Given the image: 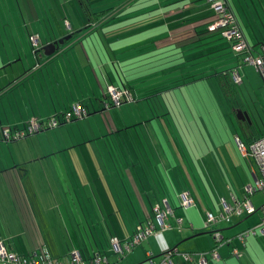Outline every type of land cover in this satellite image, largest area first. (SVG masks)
Segmentation results:
<instances>
[{"label":"crops","instance_id":"1","mask_svg":"<svg viewBox=\"0 0 264 264\" xmlns=\"http://www.w3.org/2000/svg\"><path fill=\"white\" fill-rule=\"evenodd\" d=\"M226 2L252 53H260L264 45V0ZM213 20L205 0H151L128 9L119 24L108 23L104 34L99 32V27L94 29L100 33L96 32L97 36L111 43L110 47L119 38L120 53H86L88 50L83 45L86 37L79 36L63 43L48 57L43 51H14L5 53L6 59L5 54L0 53V126L17 130L32 119L47 122L51 117L62 116L72 105L89 111L82 121L61 123L16 143L14 149L22 152L27 146L24 150L28 155H35L31 160L1 161L8 152L12 153L10 148L5 151L0 143V244L4 248L23 256L43 252L65 263L71 252L78 251L83 259L102 253L108 264H140L148 258L155 264L156 255L176 248L182 240L204 234L206 237L194 241L202 242L210 251L213 244L209 242H213V238L209 233L217 230L223 239L233 240L231 245L217 247L219 257L210 264H264V258L247 257L248 249L255 253L254 242L240 244L235 239L241 246L234 242L235 235L244 228L233 235L225 232L250 214L246 217V213L231 215L229 221L219 220L218 226L210 227L208 232L204 227L208 226L206 212L220 214L223 203L234 205L241 201L243 190L239 197L231 193L233 203L222 198L221 209L209 196L197 169L200 163L216 164L217 161L209 158L207 142L193 141L196 129L192 123L204 121L207 116L206 111H202L204 106L199 104L206 99L217 104L220 96L229 100L235 94L236 84L246 91L264 92L257 70L245 66L232 53L229 43L211 29ZM24 25L15 33L23 35L30 43L27 32L37 34L32 24ZM63 25L64 34L53 39L45 37L44 46L72 34H66L64 31L70 27ZM73 42H79L81 49L76 47L75 51H70ZM257 45L259 48H255ZM68 50L70 53H64ZM234 69L240 77L239 83L232 81L230 72ZM221 72H227L223 83L232 88L233 95L224 93L222 78L216 75ZM11 77L13 84L9 82ZM106 85L133 88L136 101L127 104L130 110L120 107V115L111 110L113 107L110 110L103 107ZM156 86L163 91L152 93L151 89ZM171 89L172 114L168 112L158 118L161 115H151L138 103L152 96L168 99ZM176 89L178 91L173 92ZM184 91L185 94L195 91V98L183 97ZM9 92L13 94L14 103L11 97L1 100ZM176 92L180 94L174 96ZM190 105L200 108L191 109ZM8 107L11 117L2 114ZM132 107L138 109L137 117L130 115ZM232 112L246 113L248 120L237 116L236 119L250 124L248 110ZM229 119L232 121L231 116ZM199 135L202 136L201 131ZM261 135L264 132L242 139L233 134V141L238 136L249 143ZM51 158H55L54 161ZM182 193H187L194 202L191 207L182 208L185 211L178 209ZM196 200L204 202L201 211L194 208ZM162 201L167 202L171 214L165 220L168 227L159 230L153 218V207ZM147 222L158 229L155 236H149L142 243L144 246L126 253L125 259L117 261L110 256V241L116 239L123 243L137 226ZM259 245L262 247L264 243ZM232 247L241 250L243 256H232ZM187 249L184 253L194 251L192 246ZM173 263L190 264L178 258H174Z\"/></svg>","mask_w":264,"mask_h":264},{"label":"rangeland","instance_id":"2","mask_svg":"<svg viewBox=\"0 0 264 264\" xmlns=\"http://www.w3.org/2000/svg\"><path fill=\"white\" fill-rule=\"evenodd\" d=\"M32 2L34 3L35 6V12L36 13L40 12V16L37 14L36 16H34L35 13H33L32 11V6H33ZM46 3L48 5L52 4V2L48 0L47 2L46 0H17V1L0 0V53H2L3 55L5 53H14V51H17L18 53H33L32 47L28 42V40H26L23 35L18 34L17 36V34L15 33L16 31L18 32L19 26L21 28L22 26L25 27L24 25L25 23L32 24L33 29L36 32L39 39V44H40L39 47L44 43L45 37L49 39L52 36L51 38H53L54 36L53 34H55L57 31L60 32L61 29L64 28L61 24V21H57L58 19H56L54 16L55 14L58 13L57 10L53 11L52 17L49 18V15H47L48 11L46 9L47 7ZM43 10L45 11V13L47 11L45 18L42 17L44 16ZM70 21L73 23V20ZM82 21H83L82 23H85V20L83 18ZM64 24L65 26H68L67 22H64ZM26 28L29 29L28 26ZM99 32H102V30ZM14 37L16 38V41L14 40ZM83 42H84L83 45H86L87 50L88 48H91V50L86 51V53H99L97 52V50H94L95 48H97V45L99 43L97 42L94 43L91 35H90V39L86 38L83 40ZM71 45H70L71 46L70 51L72 50L75 51L76 47L77 50L81 49L79 42H73ZM255 48H259V46L257 45L255 46ZM70 51L68 50L65 51L64 53H70ZM4 58L6 59V54ZM245 66H251V65L246 64ZM256 73L260 78L261 87L264 88V82H262V79L257 71ZM11 79L12 80L9 81L10 83H12L14 78L11 77ZM235 88H236L235 94L234 96L230 97L229 100L228 98H226L225 100L224 98H222V96H220L218 98L219 103L217 104L207 99L203 101L202 104L200 103L199 106L202 105L204 106V109H202V111L203 112L206 111L207 116L204 118V121L192 123L193 124L192 127L196 129V131L193 132L196 135V138L193 139V141H202V142L205 141V143L207 142L208 144L206 145L208 148L206 147V150H209L211 152L208 155L209 158L211 159V157H214L215 160L217 161L216 164L210 162L208 164L200 163L199 164L200 169H197V171L200 177L202 178V181L204 182V185L208 191L209 196L212 198L214 205H216V207L219 206V209H221L222 198H224L228 203L229 202L233 203L231 193H233L236 197H239V194H241V190H243L245 184H249L253 182L251 169H253L256 175L259 176V170L255 160L254 159H250V161L244 160L235 150L236 147L233 141V134H238L240 138L244 139L246 135L252 136L264 132V92H262L261 90L257 91L252 89L246 91L239 84H236ZM175 91H178V89L174 90L173 92ZM177 94L179 95L180 92H176L173 95L178 96ZM182 94L184 95L183 97L186 98H195V91H191V93L190 91H188L186 94L184 91ZM9 97L13 99V94L11 92L5 94L1 98V100L5 101V99H10ZM156 97L158 98V100H156ZM168 97L169 100L166 98H162L160 96H152L148 100L146 101L141 100L138 103H140V105L143 107V110H146L151 115L154 114L161 115L168 112H171L172 114V89L169 91ZM207 98L209 99L211 97H207ZM135 101L122 103L121 106L120 105L111 106L109 110L113 107L111 110L121 115L122 113L120 112L121 109L120 107H122V109L126 107L130 110L129 108L130 106L127 104L135 103ZM13 103H14V99H13ZM205 103H206V107H205ZM199 106L190 105L189 108L191 109L195 107L200 108ZM234 109L248 110L250 113V124L240 123L238 119H236L237 114H233L232 112ZM138 112H139L138 109L132 107V112L130 113V115L136 116ZM9 113H11L9 107L7 111L4 112L2 111V114H4V116L6 117H11V115H8ZM97 115H100V113H97ZM162 116L163 115L158 116V118H162ZM229 116H231L232 121H230ZM83 119H79V121H82ZM158 120L161 123L160 126L163 127L162 121L160 119ZM225 120L228 121V123ZM134 123H138V122L135 121ZM121 126L122 125L119 124L118 128H121ZM1 128L15 129L7 125H1L0 129ZM246 130H248V133L246 132ZM200 131L202 133L203 138L202 136L199 135ZM36 134L38 133L26 137H30ZM26 137L15 141L0 140V143H2L1 145H4L5 151L7 148H10V151L12 153V155H10L8 152V156L5 155L3 159H1V161H7V162L10 161V163H12L13 160L14 162L20 163L21 161H28L34 158L35 155L34 156L28 155L27 151H25L26 150L25 148L27 146L22 149V152L17 150V148L14 149L16 143L18 142L22 143V141L25 140ZM215 145H217L216 148ZM57 156L59 157V154H57ZM54 159L51 158L52 161H54ZM57 160H59V158H57ZM44 161H46V159H44ZM206 165H208L209 168H206L205 167ZM196 166L198 165L196 164ZM249 200L252 203L253 207L255 208V212H253L249 216L246 214L245 217L246 216L248 217H246L243 221H241V223H239L237 226H234L225 232H231L230 235H233L236 231H239L243 228L244 229L253 228L259 222V219L262 214L260 208L264 206V192L262 191L255 192L254 194L249 196ZM196 203L197 206H195L194 208L196 210L201 211L204 202H202L201 204V202L196 200ZM38 204L45 205V203H38ZM178 209L181 211H185L181 207H179ZM220 225H223V223H220ZM212 226L217 227L218 225L209 224L208 226H204L205 228H207L205 229V231L208 232L210 227ZM206 235L207 234H204L203 236H199V237L190 238L188 240H182L181 243H179L176 246V249L178 250L179 253H184L185 250H188L187 247L192 246L194 249L192 253H202V251H204L206 253V258L210 261L211 253L207 251L208 247L201 245L202 242L200 244L199 243L197 244L194 241L197 238L206 237ZM146 240L147 239L143 240L140 244L136 245L134 249L142 246L143 245L142 243L146 242ZM202 241L204 242L205 239H202ZM245 241L254 242L256 245L255 253L252 250L248 249V251H250V255H248L247 257L249 258L251 257L255 259H259V257L264 258V246L260 247L259 245V243H264V235H260L259 233L256 235H249L245 238ZM234 242H236V245L241 246L238 244L235 238H234ZM209 244H213V242H209ZM219 247H221V245ZM108 249H109L108 253L110 254V256L114 257L117 261H120L122 258L123 259L126 258V253L122 257H119L117 254L112 252L110 246L108 247ZM109 254L107 255L109 256ZM161 259H162V255L161 256L156 255L153 261L155 262V264H158L161 261ZM150 261L152 262L151 258H148V261H143L140 264H151Z\"/></svg>","mask_w":264,"mask_h":264},{"label":"built area","instance_id":"3","mask_svg":"<svg viewBox=\"0 0 264 264\" xmlns=\"http://www.w3.org/2000/svg\"><path fill=\"white\" fill-rule=\"evenodd\" d=\"M206 2L214 17L211 29L219 31L220 36L229 43L232 53L240 58L241 63L253 66L259 73L262 82H264V45H261V52L254 55L252 53V48L247 44L226 0H206ZM29 39L31 45L36 48L38 37L32 35ZM231 78L234 83L240 82V77L235 69L231 70ZM108 95L109 100L114 106L121 105L123 101L129 102L134 100L132 95L127 91L119 90L111 86L108 87ZM87 115V110L85 108L80 105H72L69 111L63 113L62 116L51 117L47 122L32 119L28 121L27 125L22 129L1 128L0 140H19L46 129L55 128L61 123L85 118ZM234 142L241 157L247 160H255L258 166L259 176L256 175L253 170L251 171L253 182L244 186L241 201L235 202L234 205L223 203V211L218 215L206 212V225L216 224L219 220L229 221L231 215L240 216L243 213L252 214L255 212V209L249 200V196L257 191L264 192V135H261L249 143H244L238 136H235ZM192 205H194V202L191 196L187 193H182L180 195V207L186 209ZM260 210L262 214L259 222L253 228H247L235 235V239L239 241L240 244H244L245 238L249 235H256L258 233L264 235V206H262ZM153 213L158 224V229L163 230L167 228L168 225L165 223V220L169 214H171V209L167 202L162 201L161 203L156 204L153 207ZM158 229H156L151 222H147L145 225H139L135 228L131 237L123 243L116 239L112 240V250L119 257H122L125 253H129L136 245L140 244L149 236H155L158 233ZM213 238L219 246L222 244L231 245L233 240L231 238L223 239L218 231L213 233ZM217 247L210 252V258L213 260H216L219 257L217 254ZM176 253V248L164 251L162 253V259L158 264H173L172 259ZM231 255L240 258L242 256V251L237 247H232ZM181 256L187 262L192 261L195 257L197 264H208V259L206 258L205 253H184L181 254ZM90 263L107 264V259L95 255ZM0 264H86V261L78 251L71 252L68 262L65 263L60 260H55L43 252H33L29 256L18 255L8 251L0 244ZM151 264L154 263L151 262Z\"/></svg>","mask_w":264,"mask_h":264},{"label":"trees","instance_id":"4","mask_svg":"<svg viewBox=\"0 0 264 264\" xmlns=\"http://www.w3.org/2000/svg\"><path fill=\"white\" fill-rule=\"evenodd\" d=\"M48 1H51L52 4H54V5H52V4L48 5L46 3L47 4L46 9L48 11L47 15H49V18L52 17V15H53L52 12L57 10L58 13L54 15L55 18L58 19L57 21H61V24H62L63 27H64V25H63L64 21L66 20L68 22V25H69L70 28H69V30H65L64 32L66 34L67 33H69V34L72 33V34H71V37L68 40L64 41V44H67V43L71 42L75 37H78V36L81 37V38L86 37V38L90 39V35H91L92 38L95 39V37L97 36L96 32H98V31L94 32V29L96 27H99L100 30H102V34H104V32H105L104 29L106 28V25L108 23L110 25V22L113 21V22H115L114 23L115 25L119 24L120 23V17L123 14H125L128 9H130L131 7H133V6L137 5V4L148 3L151 0H48ZM46 2H47V0H46ZM32 4H33L32 11H33V13H35L34 16H36V14L40 16V12H38V13L35 12V6H34L33 2H32ZM206 4H207V2H206ZM170 5H172V4H170ZM170 5H168V6H170ZM208 7H209V5H208ZM47 11H46V13H47ZM46 13L44 11V16H42V17L45 18L46 17ZM82 18L85 20V23H82L83 22ZM69 19L73 20V23ZM78 20L81 21V24L79 23ZM99 28H98V30H99ZM62 29H64V28H62ZM62 29H61L60 32L57 31L55 34H53L54 35L53 38H55V37L57 38L59 36H62V34H64V33H62ZM215 31H217V30H215ZM217 32L219 33V31H217ZM27 33H28L29 38H30L31 34L29 32H27ZM99 34L100 33L98 32V35ZM115 35L119 36L120 34L116 33ZM95 40L97 41V43H99L98 44L99 46L97 45V48L94 49V50H97V52L100 51V53H120V51H121V41H120L119 38H117L113 42V47H110L111 43L109 41H105L104 37L100 38L99 36H97V38ZM95 40H93V41L96 42ZM32 50L34 51V53H39L38 50H35L33 48H32ZM90 50H91V48H88V51H90ZM226 73L227 72H225V73L221 72V73H217L216 74V75L219 74V77L222 78V83H223V81H225ZM194 76H197V75H194ZM109 86L114 87V88L119 89V90H125L130 95H132L133 99L135 98L134 93H133L134 90H133L132 87L123 86V85H119V86L106 85V90H105L104 95H103L104 98H105V101H103V107L106 108V109L110 108L111 106H114L113 103L109 100V95H108V87ZM222 86L224 88L223 90L225 91L224 93L226 95L232 94L231 93L232 92V88L231 87H227V83L226 82H224L222 84ZM154 90H156L158 92L163 91L160 88H158L157 86H156V89H151V92L154 93ZM133 101H135V99ZM126 102H128V101H123L122 103H126ZM129 102H132V101H129ZM87 114H89L88 110H87ZM234 144H235V142H234ZM153 218H154V214H153ZM216 231L217 230H214V231H211L209 233V234H211L212 238H213V233L216 232ZM224 239H227V238H224ZM111 242L112 241H110L109 246H110V248L112 250V243ZM217 246H218V244L215 241V239L213 238V245L210 248V251H208V252L210 253ZM167 250H170V249H167ZM112 252H113V250H112ZM202 253H205V252H202ZM181 254H184V253H179L178 250H177V253L173 257V259L174 258L183 259ZM188 254H190V253H188ZM97 255H99L101 257H104V255L102 253L101 254L99 253ZM93 257L94 256L86 258L85 259L86 264H91L90 262L93 259ZM173 259H172V261H173ZM212 262H214L213 259H211L210 261L208 260V264H210ZM187 263L197 264L196 258L194 257V259L192 261H189ZM107 264H108V261H107Z\"/></svg>","mask_w":264,"mask_h":264},{"label":"water","instance_id":"5","mask_svg":"<svg viewBox=\"0 0 264 264\" xmlns=\"http://www.w3.org/2000/svg\"><path fill=\"white\" fill-rule=\"evenodd\" d=\"M71 35L65 36L57 41L49 43L43 47V55L45 57L51 56L55 51L64 43V41L68 40ZM237 118L241 120H248L246 113L239 112L237 114ZM199 235V234H198Z\"/></svg>","mask_w":264,"mask_h":264},{"label":"flooded vegetation","instance_id":"6","mask_svg":"<svg viewBox=\"0 0 264 264\" xmlns=\"http://www.w3.org/2000/svg\"><path fill=\"white\" fill-rule=\"evenodd\" d=\"M31 36H32V35H31ZM29 41H30V39H29ZM30 44H31V42H30ZM39 45H40V44H39V39H38L37 47L34 48L32 45H31V47H32L33 49L38 50V51H40V52L42 53L44 45L42 44L40 47H39ZM38 47H39V48H38Z\"/></svg>","mask_w":264,"mask_h":264}]
</instances>
